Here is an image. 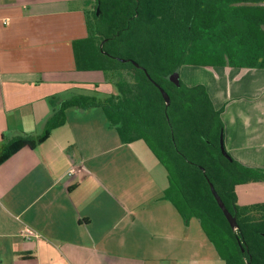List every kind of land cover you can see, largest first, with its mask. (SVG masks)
Returning a JSON list of instances; mask_svg holds the SVG:
<instances>
[{"label": "crops", "instance_id": "1", "mask_svg": "<svg viewBox=\"0 0 264 264\" xmlns=\"http://www.w3.org/2000/svg\"><path fill=\"white\" fill-rule=\"evenodd\" d=\"M92 6L0 0V144L40 134L49 98L85 83L73 44L87 36ZM181 78L223 109L230 155L264 169V70L185 65ZM249 184L264 190L239 186ZM168 188L143 140L122 143L100 107L71 108L44 143L0 164V264H224L200 221L186 224L165 199Z\"/></svg>", "mask_w": 264, "mask_h": 264}, {"label": "trees", "instance_id": "2", "mask_svg": "<svg viewBox=\"0 0 264 264\" xmlns=\"http://www.w3.org/2000/svg\"><path fill=\"white\" fill-rule=\"evenodd\" d=\"M92 1L87 36L73 44L76 70L104 73L117 93L104 99L51 96L43 131L4 139L0 164L44 143L66 124L69 109L100 107L122 143L143 140L164 165L165 199L186 224L200 221L225 264H264V203L241 206L236 193L239 185L264 182V169L223 155V109L215 107L205 85L167 79L185 65L264 70V0ZM156 83L168 92L169 106ZM210 183L236 217L237 229Z\"/></svg>", "mask_w": 264, "mask_h": 264}, {"label": "rangeland", "instance_id": "3", "mask_svg": "<svg viewBox=\"0 0 264 264\" xmlns=\"http://www.w3.org/2000/svg\"><path fill=\"white\" fill-rule=\"evenodd\" d=\"M75 77L77 79H81L85 83L82 84L80 87H76L75 91H73L72 94L71 92L66 93L62 95L63 97H67V95L70 96L73 94H83V95L96 96L100 99H104L106 97H109L112 94L113 89H114V93L115 94L117 93V89L114 86V82H112V80H108L105 82L104 73L102 72H99V71L80 72L79 71L77 72ZM246 187H253V186L250 184L246 186L245 185L239 186L238 191L236 192L239 194L240 201L238 202L240 205L250 203V202L262 203L258 201L260 199H262L264 202V190H262V188H257L260 186H256V188L254 186V188H250L249 190H245Z\"/></svg>", "mask_w": 264, "mask_h": 264}, {"label": "water", "instance_id": "4", "mask_svg": "<svg viewBox=\"0 0 264 264\" xmlns=\"http://www.w3.org/2000/svg\"><path fill=\"white\" fill-rule=\"evenodd\" d=\"M100 12V11H99ZM122 62H127L130 60H126V59H121ZM137 67H140V65L134 61H132ZM167 79L171 82H173L176 85H180V81H181V68H178L175 72H173L172 74H170ZM156 86L160 89L163 98L167 104V106H169L171 104V98L168 94V92L159 84L156 83ZM220 145H221V151L223 153V155L225 157H227L228 159H232V156L228 153V151L226 150V146H225V138H224V133H222L221 138H220ZM211 186V190L212 193L216 199V201L218 202L220 208L222 209L225 217L227 218L230 226L233 229H237L238 227V223H237V219L235 216L232 215V213L227 209L226 205L224 204L222 198L219 196L215 186L210 183Z\"/></svg>", "mask_w": 264, "mask_h": 264}, {"label": "built area", "instance_id": "5", "mask_svg": "<svg viewBox=\"0 0 264 264\" xmlns=\"http://www.w3.org/2000/svg\"><path fill=\"white\" fill-rule=\"evenodd\" d=\"M25 235H29V236H37L35 233H33L32 231H24Z\"/></svg>", "mask_w": 264, "mask_h": 264}]
</instances>
